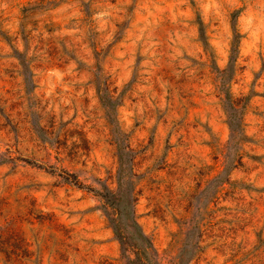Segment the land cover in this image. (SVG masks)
<instances>
[{
	"label": "rangeland",
	"instance_id": "374dc122",
	"mask_svg": "<svg viewBox=\"0 0 264 264\" xmlns=\"http://www.w3.org/2000/svg\"><path fill=\"white\" fill-rule=\"evenodd\" d=\"M0 264H264V0H0Z\"/></svg>",
	"mask_w": 264,
	"mask_h": 264
}]
</instances>
